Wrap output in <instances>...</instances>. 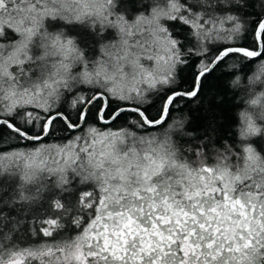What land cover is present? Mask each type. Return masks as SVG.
<instances>
[{
	"label": "snow or ice",
	"instance_id": "obj_1",
	"mask_svg": "<svg viewBox=\"0 0 264 264\" xmlns=\"http://www.w3.org/2000/svg\"><path fill=\"white\" fill-rule=\"evenodd\" d=\"M0 264H264V0H0Z\"/></svg>",
	"mask_w": 264,
	"mask_h": 264
},
{
	"label": "trees",
	"instance_id": "obj_2",
	"mask_svg": "<svg viewBox=\"0 0 264 264\" xmlns=\"http://www.w3.org/2000/svg\"><path fill=\"white\" fill-rule=\"evenodd\" d=\"M224 71H227V69ZM225 79L223 72L218 71L215 76L209 78L204 91L205 96H222V103L215 106V116L218 123L223 125L225 130H227L228 126L233 123L235 106L232 103L233 97L231 91L225 86ZM190 113L193 117L197 118V122H202L204 113L199 104L192 103L190 106Z\"/></svg>",
	"mask_w": 264,
	"mask_h": 264
}]
</instances>
